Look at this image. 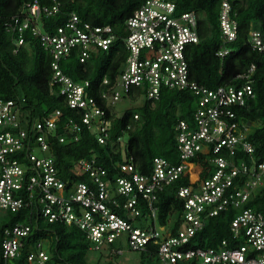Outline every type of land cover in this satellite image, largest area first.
<instances>
[{"label": "built area", "instance_id": "built-area-1", "mask_svg": "<svg viewBox=\"0 0 264 264\" xmlns=\"http://www.w3.org/2000/svg\"><path fill=\"white\" fill-rule=\"evenodd\" d=\"M52 1L24 3L21 12L5 26L18 34L16 47L25 44L29 30L52 54L50 83L77 116L63 125L65 132L57 133L64 121L62 109L35 117L23 112L24 97L0 98V211L36 207L38 215L49 222L62 221L80 228L93 250L110 248L122 254L124 248H111L112 243L125 239L128 247L137 251L148 249L152 242L158 246L156 264H264V213L247 206L253 193L264 186V153L259 159L255 157V146L248 140L252 125L240 120L236 110L255 96L251 78L255 64L237 74L236 78L246 79L239 86L212 88L194 81L186 50L200 41L198 14L179 11L173 0H144L125 22L123 42L128 54L124 67L112 83L104 77L103 84L108 87L100 97L106 107L115 110L133 90L153 103L165 88L191 90L197 96L193 117L180 119L175 127L178 162L155 156L151 170L144 173L125 160L118 163L120 175L111 177L94 158H80L76 174L86 179L69 184L60 175L52 140L78 141L86 128L100 143H106L111 121L106 108L88 92L90 80H74L64 72L61 62L73 54L85 62L96 51L109 50L118 34L110 24L83 21L75 10L50 31L43 18L55 16L61 9L59 0ZM231 10L230 2L223 0V43L217 51L222 59L233 50L228 44L237 39L239 31ZM250 44L264 53L263 32L251 30ZM206 164L211 168L202 177ZM180 178H186L188 184L177 191L183 210L174 231L170 219L168 224L158 222V196ZM143 203L154 222L137 226ZM229 208L238 210L230 225L232 241L223 240L216 247L190 244L209 218ZM30 231L31 226L25 223L5 231L4 259L20 256ZM241 236L245 242L234 243ZM27 262L59 264L48 240L37 242Z\"/></svg>", "mask_w": 264, "mask_h": 264}, {"label": "trees", "instance_id": "trees-1", "mask_svg": "<svg viewBox=\"0 0 264 264\" xmlns=\"http://www.w3.org/2000/svg\"><path fill=\"white\" fill-rule=\"evenodd\" d=\"M34 0H0V98L15 99L24 97L23 112L30 116L42 117L47 113L62 109L64 121L57 133L65 132L63 125L76 112L71 109L59 91L52 86V54L46 50L40 40L25 32L26 42L16 47L18 34L8 31L5 22L21 12L26 2ZM42 4H52V0H40ZM61 9L55 16H45L44 25L52 31L62 25L70 11L75 10L83 21L97 25L110 24L118 38L109 50L96 51L85 62L76 54L62 60L64 72L74 80H90L88 92L95 96L107 110L111 121L110 136L106 143H100L95 134L86 128L78 141L60 142L52 140V150L61 177L69 184L86 179L76 174L75 164L80 158L95 159L97 165L105 167L109 176L120 175L119 162H133L141 172L151 170L153 158L163 156L172 162H178L175 127L180 119H191L196 108L197 96L191 90L163 89L159 100L152 102L133 90L126 97L131 106L118 115L114 107H106L100 94L108 87L103 84L104 77L111 83L122 71L128 52L124 46L126 34L125 22L144 0H59ZM179 11L194 10L198 14V32L200 41L187 47L186 57L190 77L200 84L215 88L220 85H240L246 79L236 78L237 74L247 72L252 64L255 69L251 74L254 98L244 107L236 108L239 119L244 123L256 125L248 135V140L255 146V157L264 153V53L250 44V31L258 29L264 34V0H228L231 13L239 24L237 39L229 43L233 50L222 59L217 55L223 43L220 14L223 0H173ZM138 115V117H135ZM124 147L122 145L125 137ZM122 137V139H119ZM125 151V156H124ZM242 157V154H240ZM244 157V156H243ZM205 177L211 166L206 164ZM188 184L186 178L175 180L159 193L158 222L173 223L174 231L180 225L183 201L178 198L180 186ZM247 206L264 213V186L257 189ZM137 226L153 223L150 210L143 203ZM237 209L229 208L219 215L211 217L190 243L192 246H218L223 240H233L231 221ZM19 223L29 224L31 231L24 237L21 254L15 259L3 257V241L7 229H13ZM48 240L53 258L59 264H91L89 251L100 252L95 264H120L117 257L121 254L110 248L91 249V242L77 226L62 221L49 222L38 215L36 207L12 211H0V264H29L28 253L36 250L38 241ZM243 236L234 243L243 244ZM125 239L112 243V247L126 244ZM127 245V244H126ZM157 245L148 243L141 254L139 264H156ZM109 251L107 258L103 251ZM132 250V249H130ZM136 251V250H135ZM117 262V263H116Z\"/></svg>", "mask_w": 264, "mask_h": 264}, {"label": "rangeland", "instance_id": "rangeland-1", "mask_svg": "<svg viewBox=\"0 0 264 264\" xmlns=\"http://www.w3.org/2000/svg\"><path fill=\"white\" fill-rule=\"evenodd\" d=\"M129 106H131V102L128 98H125L124 100L118 102L115 106V112L118 114V115H121L124 110L126 108H128ZM256 128V125H252L251 126V130H254ZM128 140V136L125 137V139L123 140L122 142V145L124 147V144H125V141ZM124 156H125V151H124ZM48 246V245H46ZM122 247L124 248V253H122L121 255H119L117 257V262L120 263V264H139L140 263V260H141V254L138 252V251H135V250H130V248L128 247V245L126 244H123ZM109 251H103V254L107 257V258H110L108 257ZM100 252L98 251H92L90 250L89 251V261L91 264H95L97 259L100 257ZM102 255V254H101ZM116 262V263H117Z\"/></svg>", "mask_w": 264, "mask_h": 264}, {"label": "water", "instance_id": "water-1", "mask_svg": "<svg viewBox=\"0 0 264 264\" xmlns=\"http://www.w3.org/2000/svg\"><path fill=\"white\" fill-rule=\"evenodd\" d=\"M249 124H251V123H249Z\"/></svg>", "mask_w": 264, "mask_h": 264}]
</instances>
